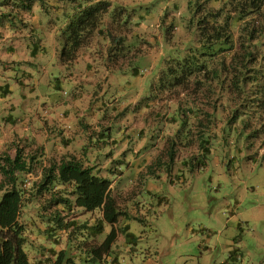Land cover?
Returning a JSON list of instances; mask_svg holds the SVG:
<instances>
[{"label": "rangeland", "instance_id": "1", "mask_svg": "<svg viewBox=\"0 0 264 264\" xmlns=\"http://www.w3.org/2000/svg\"><path fill=\"white\" fill-rule=\"evenodd\" d=\"M109 1L105 29L111 37L105 42L94 37L84 56L68 66L59 61L65 30L52 23L39 4L32 5L31 35L30 27L12 35L0 29V50L13 56L0 63V85H8V93L0 96L2 151L13 156L15 145L35 153L40 145L21 139L20 128L29 136L46 123L54 137L50 123L60 116L66 132H73L71 145L89 150L98 173L112 182L111 195L120 212L113 227L99 209L77 208L71 218L65 216L76 223L67 228L69 239L63 238L60 248L75 264H264V136L249 148L247 134H221L226 115L218 112L219 120L203 124L211 136H219L208 139V152L184 164L197 149V121L189 133L191 141L182 145L174 139L173 147L165 138L176 137V129L157 126L167 123L170 105L191 102L197 94L192 80L188 87L161 89L164 62L174 57L172 53L182 57L187 47L196 45L197 19L227 0ZM113 14H118V24L112 26ZM237 36L234 29L233 39ZM26 37L30 48L38 47L35 55L25 54ZM150 91L152 115L144 108ZM142 109L146 111L138 117ZM11 121L15 128L2 129ZM141 128L148 130L141 134L142 141L131 131ZM52 156L59 160L52 151L43 160ZM38 173L37 167L34 176ZM49 197L40 196L35 208L25 211L24 251L30 262L48 264L46 258L54 259L48 249L58 250V229H43L44 219L33 215ZM56 208L48 203L44 212L48 215ZM112 228L117 237L108 244Z\"/></svg>", "mask_w": 264, "mask_h": 264}, {"label": "trees", "instance_id": "2", "mask_svg": "<svg viewBox=\"0 0 264 264\" xmlns=\"http://www.w3.org/2000/svg\"><path fill=\"white\" fill-rule=\"evenodd\" d=\"M34 3L50 16L52 23L58 22L65 30L59 55L62 65L73 64L82 50L90 48L94 37L101 42L111 37V31L105 29L106 15L111 7L109 0H0V29L11 35L17 30L28 29ZM211 10L195 23L199 32L197 44L187 47L182 57L172 53L174 57L164 62L158 81L161 89H167L182 84L188 87L187 83L192 80L197 92L191 102L186 100L169 106L167 123L155 124L176 129V137L168 135L165 138V142L173 141L170 144L173 147L174 139L182 145L189 140L193 122L197 121V149L184 164L208 152V139L219 136H211L203 124L204 121L215 123L219 120L218 112L226 115L221 134L226 130L245 133L249 148L253 147L257 137L264 136V0H227L218 10ZM117 16H111L112 26L118 24ZM195 17H198L197 13L190 21L194 22ZM234 29L238 30L236 40L233 39ZM33 31L31 25L28 33L31 35ZM26 39L23 40L25 54L35 55L38 47L30 48ZM112 41L118 43V39L112 38ZM6 49L10 51L11 47ZM225 52H231L230 57L223 56ZM7 55L13 58L10 53ZM115 71H119L118 67ZM133 75L138 73L133 71ZM214 82L216 87L213 89ZM2 88L5 91L0 96L8 93V85H0V90ZM145 100L148 101L144 108L152 115V93ZM11 123L15 124L14 121ZM145 131L148 130L141 128L136 132L138 140L142 141L141 134ZM4 145L0 143V264L43 263L30 262L24 251L28 240L24 220L28 221L27 208H35L34 202L44 194L50 196L46 205L33 210V215L37 213L44 219L40 221L43 229H58L54 241L58 250L47 248L54 254V259L46 258L45 261L48 264H75L60 248L63 238L69 239L67 228L76 223L69 218L77 208L85 212L99 209L102 219L113 227L120 212L111 195L112 182L98 173L97 164L88 165L81 157L63 155L56 161L52 156L46 162L42 146L35 153H28L14 145L11 156L8 151H2ZM201 165L199 163L197 167ZM37 167L39 173L34 176ZM48 203L57 208L46 215ZM65 216L69 218L66 220ZM116 237L117 231L112 228L110 240L106 242L110 244ZM31 259H35L34 256Z\"/></svg>", "mask_w": 264, "mask_h": 264}, {"label": "crops", "instance_id": "3", "mask_svg": "<svg viewBox=\"0 0 264 264\" xmlns=\"http://www.w3.org/2000/svg\"><path fill=\"white\" fill-rule=\"evenodd\" d=\"M88 50V49H87ZM87 50H82L80 52V55L82 54L84 56V54L87 52ZM1 58V56H3ZM0 63L4 62L5 60H10L11 57H9V55L5 54L4 52L0 51ZM75 103H78V99L74 100ZM136 109L134 107V112L136 113ZM146 109H142L141 111H139L138 117L140 116V114L144 115ZM63 118H65V115L62 116ZM60 122V116H57L56 118H53L50 126H52V128L54 129L53 131L56 133V135L54 137H51V132L48 130L49 125L44 123L41 126L43 127L42 129H39L38 131H32L31 135L29 136H25V129H21V135L19 136L21 139H23L24 141H28L29 143L32 142V144L35 145V143H38L40 146L39 147H43L44 148V152L47 155L49 153V151L53 152L57 157H61L63 155L65 156H76L77 158H82L88 165L91 166H95V164L98 163H94L91 162V159L94 160V156L93 154L89 151L86 150L85 152H83V150H79L78 148H75L71 145V142L69 140V136L72 133L66 132V129L63 128V126L59 123ZM133 123V121H132ZM147 124L149 125V123L147 122ZM15 124L9 126V127H4L2 129L7 128L10 129L12 128ZM109 124H105L104 126H108ZM17 126V125H16ZM103 126V127H104ZM15 128V126H14ZM24 128V126H23ZM137 128V127H136ZM51 130V129H50ZM52 131V130H51ZM132 132H135L133 135H136V130H131ZM86 132H89V129H86ZM126 134V133H125ZM132 134V133H131ZM50 139H52L53 141H50ZM86 147V146H84ZM111 189H112V185H111ZM23 219H24V215H23ZM25 224L27 225V220H24ZM31 228V227H30ZM29 228V229H30ZM31 231H33V229H31ZM27 235V234H26ZM31 241V240H30Z\"/></svg>", "mask_w": 264, "mask_h": 264}]
</instances>
